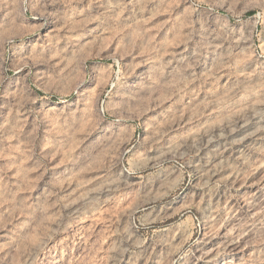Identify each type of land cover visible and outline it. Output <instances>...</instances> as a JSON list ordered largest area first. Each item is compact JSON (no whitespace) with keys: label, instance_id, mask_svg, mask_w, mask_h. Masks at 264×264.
<instances>
[{"label":"clouds","instance_id":"9594fccd","mask_svg":"<svg viewBox=\"0 0 264 264\" xmlns=\"http://www.w3.org/2000/svg\"><path fill=\"white\" fill-rule=\"evenodd\" d=\"M0 264H264V0H0Z\"/></svg>","mask_w":264,"mask_h":264}]
</instances>
